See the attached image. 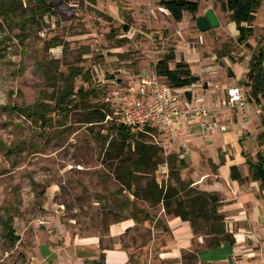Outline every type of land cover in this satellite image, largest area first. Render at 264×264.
I'll return each mask as SVG.
<instances>
[{"label":"rangeland","instance_id":"374dc122","mask_svg":"<svg viewBox=\"0 0 264 264\" xmlns=\"http://www.w3.org/2000/svg\"><path fill=\"white\" fill-rule=\"evenodd\" d=\"M3 1L11 16L4 17L7 8L0 11V264H76L77 255L91 254L87 239L114 247L108 233L115 223L126 230L119 238L128 252L126 264H197L192 253L206 247L204 233L192 232V247L181 255H162L173 249L163 205L135 198L117 181L118 161L109 146L121 153L120 138L111 130L119 125L104 101L111 89L100 88L99 76L115 77L134 96L139 78L154 75L158 60L172 52L171 69L176 62L188 63L204 89L213 79L231 80V66L243 63L251 49L220 26L202 33L196 24L209 10L224 23L228 15L215 0H199L198 12L185 13L181 22L160 7V0L56 1L57 17L32 1ZM258 34L259 47L264 34ZM245 81L234 84L244 89ZM67 83L74 92L82 86L96 94L76 99L66 115L53 110L45 127L11 110L39 100L54 109ZM142 139L162 148L167 166H160L155 177L175 189L173 205H187L189 196L205 192L195 182L207 164L189 163L183 148H174L180 142L176 134ZM122 155L134 159V147L124 148ZM139 211L148 219L135 220ZM78 240L82 243L76 246ZM102 259L101 254L97 262Z\"/></svg>","mask_w":264,"mask_h":264},{"label":"crops","instance_id":"0c3cea01","mask_svg":"<svg viewBox=\"0 0 264 264\" xmlns=\"http://www.w3.org/2000/svg\"><path fill=\"white\" fill-rule=\"evenodd\" d=\"M219 22L221 31L230 33L234 39L238 37L235 23L229 19L225 23L220 20ZM252 25L254 34L248 41L251 53L243 63L231 66L235 72L231 80L223 76V82L210 79L211 82H208L205 89L199 83L188 89L193 92L194 97H202L217 121L228 124L229 130L226 133L217 132L202 137L196 123L180 121L176 126V136L180 142L174 148L178 151L183 148V157L194 166L206 162L207 167L196 175L199 180L195 182V186H199L202 191L219 195V212L225 216V223L235 240L233 245L222 243L214 249L200 248L197 264H264V183L251 179L246 163L247 160L255 162L257 153H264V142L257 140L263 131L262 109L249 102L250 89L246 86V81V88H241L244 98L240 106L230 108L226 105L228 97H225L230 87L235 86L234 83L245 80L251 55L258 49V32L264 34V0ZM210 70L214 72L212 67ZM233 167L245 179L243 183L231 179ZM166 225L172 236L169 247L173 249L162 255L176 257L191 249L193 234L188 222L179 217L166 216ZM123 226V223H115L109 229L108 237L114 245L112 249L102 247L97 238H92V242L87 239L88 242L84 244L88 246L91 254L77 255L75 263L96 264L102 254L105 264H126L128 252L121 247L119 240L126 231ZM80 243L82 242L78 240L76 246Z\"/></svg>","mask_w":264,"mask_h":264},{"label":"trees","instance_id":"16d2710c","mask_svg":"<svg viewBox=\"0 0 264 264\" xmlns=\"http://www.w3.org/2000/svg\"><path fill=\"white\" fill-rule=\"evenodd\" d=\"M27 1L35 2L40 9H43L44 13L57 17L58 11L55 2H67L69 0ZM90 1L95 3V0ZM215 1L219 3L220 11L228 14L229 20L235 23L238 31L237 42L250 48L248 41L254 34L252 24L255 21L257 10L263 0ZM159 5L169 13L175 22H181L185 13L194 15L198 12L199 0H160ZM6 8L7 11L4 17L9 18L11 16L10 10L4 5V1L0 0V11ZM123 29L126 32L129 31V27L127 26H123ZM174 62L175 55L171 52L158 60L154 67V73L156 76L163 78L165 83L173 89H187L199 82L200 78L191 72L188 63L184 61L176 62L175 67L171 69L170 64ZM246 86L250 89L249 102L253 105L260 106L262 109L263 131L257 137V140L264 142V36L262 37L261 46L251 55L248 72L246 74ZM95 94L94 90L84 89L82 86L74 92L73 87L71 85L68 86L67 83L54 109L49 104L39 100L33 105L25 107L15 106L11 110L29 119L33 125L41 124L45 127L52 122L48 114L53 110H56L62 115H66L64 113L68 112L74 106L76 99L85 101L95 96ZM187 95L190 97V92H187ZM100 117L103 119L104 115L102 114ZM111 130L119 136L122 145L121 153L117 152L113 144L109 146V151L112 150L114 152L115 159L118 161L115 177L124 190L130 191L131 195L135 198L153 205L162 204L166 216L179 217L183 221L188 222L194 234L203 232L204 234H200V236H203L206 247L202 248L214 249L222 243L233 245L235 241L234 235L228 232L226 228L225 216L219 212L221 206L220 198L216 194L208 192L196 193L194 196H189L187 205L184 201H176L173 205L171 201L175 196V189L160 184L155 177V172L158 168L164 164L166 165L162 156V148L155 144L145 142L142 139L145 133L137 132V136H134L131 130L123 126H112ZM131 147H134L136 157L134 159H125L122 155L124 148L130 149ZM246 163L251 179L264 183V153H257L255 162L247 160ZM179 165L186 167L184 160H181ZM231 179L239 183L245 181V179L241 178L239 171L235 167L231 168ZM143 213L139 211V218L136 216L133 218L137 221L147 220L148 215L140 218ZM200 223L202 225L201 227L199 226ZM202 227L205 230H202ZM8 235L12 238V231ZM197 253L198 250L192 253L195 258L197 257ZM96 264H105L104 259L100 262L98 261Z\"/></svg>","mask_w":264,"mask_h":264},{"label":"built area","instance_id":"2783aa9c","mask_svg":"<svg viewBox=\"0 0 264 264\" xmlns=\"http://www.w3.org/2000/svg\"><path fill=\"white\" fill-rule=\"evenodd\" d=\"M162 80L164 79L155 73L142 76L134 91L135 95L131 96L120 88L115 77L99 76L100 88L111 89L104 101L111 108L115 123L132 132L152 136L164 134L169 139L175 136L176 126L180 121L196 123L202 137L217 132L226 133L229 130L228 124L217 121L204 104L202 97H194L193 92L188 91L189 88L187 90L170 88ZM187 92H190V97ZM243 98L244 94L240 87H231L226 105L230 108L240 106Z\"/></svg>","mask_w":264,"mask_h":264},{"label":"water","instance_id":"95a60500","mask_svg":"<svg viewBox=\"0 0 264 264\" xmlns=\"http://www.w3.org/2000/svg\"><path fill=\"white\" fill-rule=\"evenodd\" d=\"M196 24L198 30L202 33L220 26L218 17L213 10H209L205 15L199 17L196 21Z\"/></svg>","mask_w":264,"mask_h":264}]
</instances>
